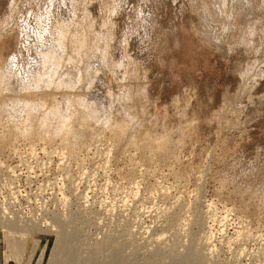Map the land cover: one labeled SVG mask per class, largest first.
I'll return each instance as SVG.
<instances>
[{
	"label": "rangeland",
	"instance_id": "rangeland-1",
	"mask_svg": "<svg viewBox=\"0 0 264 264\" xmlns=\"http://www.w3.org/2000/svg\"><path fill=\"white\" fill-rule=\"evenodd\" d=\"M74 1L0 0L7 27L0 26V79L8 81H0V264H51L59 221L75 260L100 243L105 264L114 248L122 264H148L156 255L155 264H168L188 246L201 249L209 226L217 251L204 264H264V0ZM53 10L65 11L90 48L63 47L55 33L56 45L44 49L66 54L61 69L56 59L58 66L45 62L57 66L56 75L54 67L46 74L32 68L42 63L36 16ZM76 92L92 109L104 102L86 126ZM55 109L86 136L63 137L53 117L46 119L56 132L44 133L46 121L41 126L32 114ZM78 263L85 264L61 262Z\"/></svg>",
	"mask_w": 264,
	"mask_h": 264
},
{
	"label": "bare ground",
	"instance_id": "bare-ground-1",
	"mask_svg": "<svg viewBox=\"0 0 264 264\" xmlns=\"http://www.w3.org/2000/svg\"><path fill=\"white\" fill-rule=\"evenodd\" d=\"M66 1V0H65ZM69 1H72V0H69ZM74 1V0H73ZM78 1V0H77ZM84 1V0H83ZM227 1V0H226ZM225 1V2H226ZM232 1V0H231ZM75 2V1H74ZM73 2V3H74ZM79 2V1H78ZM78 2H75L76 4L78 3ZM228 2V1H227ZM226 2V3H227ZM66 3V2H65ZM74 3V5H76ZM80 3V2H79ZM78 3V5H80ZM217 3V2H216ZM223 3V2H222ZM232 3V2H231ZM68 4V3H67ZM224 4V3H223ZM235 4V3H234ZM234 4H233V6H234ZM73 5V6H74ZM100 5H102V4H100ZM219 5V4H218ZM228 5V4H227ZM237 5V4H236ZM54 6V5H53ZM225 6H226V4H225ZM233 6H231V7H233ZM239 6V5H238ZM237 6V7H238ZM79 7V6H78ZM228 7V6H227ZM226 7V8H227ZM230 7V8H231ZM76 8V7H75ZM74 8V10L76 11V9ZM80 8V7H79ZM103 8V7H102ZM105 8V7H104ZM85 9V8H84ZM71 10V9H70ZM41 11V10H40ZM58 11V13H54V10L53 11H49V13L48 12H39L38 13V15L36 16V23H35V26H36V29H35V32H36V30H37V37L38 38H41L39 41H40V43H39V45H40V49H41V62L42 63H37V64H32V68H33V70L34 71H36V70H40V71H43V70H45L46 71V69H49V70H53L51 67H54L55 65H57V64H55V63H58L59 62V68H60V65H62L63 64V62L65 63V61H63L62 59L65 57L66 58V54H64V56L62 55H60L61 57H60V59L58 58V57H56V55L55 56H53L52 54L53 53H55V48H53L52 50H55V51H53V53L51 54V52H52V50H45L44 48H45V46H46V44L48 45L49 44V47L48 48H52V47H54L55 45H53L52 43H53V41L54 40H52L53 39V36H54V34L55 33H58V34H60V37H59V39H61L62 40V43H59L60 45L61 44H63V42L64 41H66V42H64V44H66V43H71V45H73V49L74 48H76L75 50H77L78 49V47L79 46H84V48H85V42H86V38H88V37H84V34L83 33H81V32H79V33H77V31L78 30H76V31H71V29L73 28V26H72V22L71 23H67V22H65V19H64V17H65V11L64 10H61V11H59V10H57ZM69 11V10H68ZM56 12V11H55ZM87 12V11H86ZM75 13H77V12H75ZM76 15V14H75ZM71 16V15H70ZM72 17V16H71ZM71 17H69L70 18V20H71ZM73 17H74V15H73ZM77 17V16H76ZM68 19V18H67ZM75 19V18H74ZM11 20V19H10ZM76 20H77V18H76ZM69 21V20H68ZM73 21V20H72ZM80 21V20H79ZM82 21V20H81ZM75 22V21H74ZM76 22H78V20L76 21ZM4 23V22H3ZM2 25V24H1ZM0 25V26H1ZM9 25V24H8ZM76 25H77V23H76ZM79 25H80V23H79ZM96 25V24H95ZM3 26V25H2ZM1 26V27H2ZM71 26H72V28H71ZM81 26V25H80ZM86 26H87V29L89 28L88 26L89 25H87L86 24ZM77 27H78V25H77ZM82 28H83V26H81ZM6 26H3L1 29L3 30V32L4 31H6ZM80 28V27H79ZM79 28H77V29H79ZM82 28H80L79 30L80 31H84ZM0 29V30H1ZM34 29V28H33ZM90 29V28H89ZM94 31V29H90V31ZM96 30V29H95ZM87 31V30H86ZM90 31L88 32V33H90ZM97 31V30H96ZM3 32L2 33H0V35L1 34H3ZM77 33V34H76ZM97 33V32H96ZM85 34H87L86 32H85ZM92 34H93V32L91 33V36H92ZM98 34V33H97ZM4 35V34H3ZM57 34H55V36H56ZM90 35V34H89ZM29 36V35H28ZM88 36V35H87ZM95 36V35H94ZM36 37V38H37ZM90 37V36H89ZM96 37V36H95ZM2 38V37H1ZM29 38V37H28ZM99 38H101V37H99ZM103 38V37H102ZM61 40H60V42H61ZM57 40H55V42H56ZM59 41V40H58ZM54 42V43H55ZM93 42H95V41H93ZM58 44V47H60V45ZM64 44H63V47H64ZM85 44V45H84ZM67 45V44H66ZM71 45H68V46H71ZM92 46V45H91ZM57 47V46H56ZM62 47V46H61ZM62 47V48H63ZM86 47H87V45H86ZM97 47V46H96ZM36 48H37V46H36ZM67 47H65V49H66ZM69 48H71L72 49V46L71 47H69ZM68 48V49H69ZM83 48V47H82ZM88 48V47H87ZM87 48H85V49H87ZM94 48V47H93ZM43 49L46 51L45 53L43 52ZM57 49V48H56ZM59 49H61V48H59ZM58 49V50H59ZM65 49H63V50H65ZM70 49V51H72ZM80 49H81V47H80ZM89 50H90V48H88ZM62 50V49H61ZM60 50V51H61ZM62 50V51H63ZM75 50H73L74 52H75ZM88 50V51H89ZM94 50V49H93ZM97 50H98V48H97ZM99 50H101V49H99ZM99 50L97 51V52H99ZM68 51V50H67ZM66 50H65V52L66 53H68ZM105 51V50H104ZM103 51V52H104ZM64 52V53H65ZM77 52H79V51H76V53ZM84 52H87L86 50L84 51ZM91 52V51H90ZM96 51H94V53H95ZM101 52V51H100ZM43 53V54H42ZM58 52H56V54H57ZM61 53V52H60ZM59 53V54H60ZM89 53V52H88ZM94 53H92L93 55H94ZM59 54H57L58 56H59ZM62 54V53H61ZM72 54V53H71ZM70 54V55H71ZM80 54H81V52H80ZM98 54V53H97ZM38 55V54H37ZM70 55H69V57H70ZM76 55V54H75ZM85 54H83V56H84ZM89 55H90V53H89ZM96 55V54H95ZM99 56H100V54H98ZM108 55V54H107ZM72 56H74V55H72ZM82 56V55H81ZM82 56V57H83ZM86 56V57H85ZM84 56V58H88L87 57V55H85ZM102 56V55H101ZM106 55H105V53H104V59L106 58L107 59V57H105ZM69 57H68V59H69ZM76 57V56H75ZM78 57H80V55L78 56ZM76 58V59H79V58ZM82 57H80V59L81 60H83L82 59ZM95 58V57H93V56H90V60L92 59V58ZM33 58V57H32ZM40 59V58H39ZM56 59V60H55ZM59 59V60H58ZM67 59V60H68ZM72 59V58H71ZM73 59H75V58H73ZM95 59H98V58H95ZM103 59V60H104ZM14 60L15 59H13V56L11 57L10 56V58H9V61H8V66H13L14 65ZM54 60L55 61H58V62H55L54 63ZM88 60V59H87ZM7 61V60H6ZM30 61V60H29ZM33 61V60H32ZM51 61H53V63L55 64H53L54 66H51V64L50 63H48V65L46 66V64H45V62L47 63V62H51ZM60 61H62V64H60L61 62ZM72 61V60H71ZM84 61V60H83ZM86 61V60H85ZM84 61V62H85ZM97 61V60H96ZM100 61V60H99ZM105 61H108V60H105ZM35 62H37V61H35ZM73 62V61H72ZM77 62V61H76ZM91 63H92V61H90ZM109 62V61H108ZM115 62V61H114ZM113 62V63H114ZM34 63V62H33ZM67 63V62H66ZM79 63V62H78ZM77 63V64H78ZM86 63V62H85ZM84 63V65L85 66H87V64H85ZM89 63V62H88ZM102 63V62H101ZM105 63V62H104ZM111 63H112V61H111ZM135 63V62H134ZM50 64V65H49ZM68 64V63H67ZM75 64V63H74ZM73 64V67L75 66ZM94 64V63H93ZM98 64V63H97ZM108 64V63H107ZM2 65V64H1ZM104 65V64H103ZM105 65H106V63H105ZM58 66V65H57ZM57 66L56 67H54V70H56L55 71V73H54V70L52 71L53 72V74H59V73H61V72H57ZM66 66H68V65H65V67ZM77 66V65H76ZM75 66V67H76ZM84 66V67H85ZM90 66H92V65H90ZM90 66H87V67H90ZM125 66V65H124ZM10 67H9V69H10ZM63 67H64V65H63ZM64 67V68H65ZM79 68H80V65L78 66ZM87 67H85L86 69H87ZM101 67V66H100ZM113 67V66H112ZM118 67V66H117ZM119 67H120V65H119ZM12 68V67H11ZM68 68H70V67H68ZM68 68H66V69H68ZM83 68V66L81 67V69ZM127 68V67H126ZM14 69V68H13ZM13 69H11V70H13ZM61 69V68H60ZM60 69H58V70H60ZM73 70H74V68H72ZM81 69H80V71H81ZM90 69H93V67H90ZM2 70V69H1ZM11 70H10V73H11ZM18 70V69H17ZM65 70V69H64ZM70 70V69H69ZM96 70V69H95ZM125 70V69H124ZM62 71H63V69H62ZM85 71V70H84ZM88 71V70H87ZM86 71V72H87ZM92 70H90L89 71V73L91 72ZM94 71V70H93ZM15 72V71H14ZM14 72H13V74H14ZM44 72V71H43ZM57 72V73H56ZM9 73V72H8ZM9 73V74H10ZM50 73V72H49ZM64 74H66L65 72H63ZM89 73H86V75H85V72H84V75H85V77H89ZM0 74H2V73H0ZM12 74V73H11ZM16 74H17V72L15 73V76H16ZM22 74V73H21ZM41 74H43V73H38L37 72V74H36V76L38 77V78H40V76H43V75H41ZM44 74H46L45 72H44ZM48 74V73H47ZM52 74V73H51ZM51 74H48V75H50L51 76ZM62 74V73H61ZM60 74V75H61ZM73 74H76V73H73ZM77 74H79L78 72H77ZM76 74V75H77ZM81 74V73H80ZM88 74V75H87ZM93 74V73H92ZM4 75H5V73H4ZM29 75V74H28ZM33 75V74H32ZM94 75V74H93ZM2 76V75H1ZM0 76V77H1ZM8 76V75H7ZM18 76V75H17ZM22 76V75H21ZM45 77H46V75H44ZM52 76H54V75H52ZM65 76V75H64ZM80 76V75H79ZM82 76V75H81ZM90 76H91V74H90ZM11 76H9V78H10ZM23 77V76H22ZM25 77H26V75H25ZM44 77V78H45ZM48 77V76H47ZM61 79L63 78V75H61V76H59ZM58 76H57V78H59ZM66 77H67V74H66ZM68 77H69V74H68ZM85 77L84 78H81L82 80L83 79H85ZM4 77H2L1 79H3ZM12 78V77H11ZM42 78V77H41ZM50 78V80H49V82L50 83H52L53 81H52V78L51 77H49ZM48 78V79H49ZM57 78L55 79V83H57V82H60L61 81V79H59L60 81H58L57 80ZM1 79H0V81H1ZM24 79V78H23ZM30 79V78H29ZM37 79V78H36ZM65 79V81H66V79L67 78H64ZM73 79H74V77H73ZM4 80H6V81H4ZM12 80V79H11ZM10 80V81H11ZM19 80H21V78L19 79ZM18 80V81H19ZM26 80V79H25ZM28 80V79H27ZM43 81L44 79L42 78V79H40V81ZM54 80V79H53ZM70 80V79H69ZM2 81H4V82H8L7 81V79H3ZM32 81H34V78H33V80ZM31 80H30V82H32ZM39 81V82H40ZM64 81V80H63ZM74 81V80H73ZM93 81V80H92ZM3 82V83H4ZM14 82V81H13ZM38 82V81H37ZM45 82V81H44ZM44 82H42V84H39V86L40 85H45V84H43ZM48 82V83H49ZM2 83V82H1ZM11 83H12V81H11ZM27 83V82H26ZM29 83V82H28ZM54 83V84H55ZM62 83V82H61ZM61 83L59 84V86H63V85H61ZM74 84V82H71V84ZM98 83V82H97ZM19 84V83H18ZM21 84V83H20ZM23 84H24V82H23ZM33 84L34 85H36L34 82H33ZM53 84V85H54ZM63 84H64V82H63ZM3 85V84H2ZM7 85H8V83H7ZM10 85V84H9ZM29 85V84H28ZM27 85V87H28V89L30 88L29 86ZM37 85H38V83H37ZM36 85V86H37ZM48 85V84H47ZM51 85V84H50ZM56 85H58V83L56 84ZM70 85V84H69ZM69 85H68V87H67V90H68V88H69ZM75 85V84H74ZM88 85V84H87ZM86 85V86H87ZM13 86V85H12ZM38 86V87H39ZM83 86V85H82ZM90 86V85H89ZM10 87V86H9ZM26 87V88H27ZM49 87V86H48ZM65 87V86H64ZM133 87V86H132ZM13 88V87H12ZM25 88V89H26ZM42 87H40V89H41ZM47 88V87H46ZM51 88V87H50ZM63 88V87H62ZM128 88V87H127ZM22 89H23V87H22ZM31 89H33V88H30V90L29 91H32ZM37 89H39V88H37ZM40 89L38 90V91H40ZM45 89V88H44ZM53 89H54V87H53ZM70 89L72 90V88H71V85H70ZM19 90V89H18ZM27 90V89H26ZM70 90V91H71ZM84 90H85V88H84ZM37 91V90H36ZM69 91V90H68ZM72 91H74V90H72ZM83 90L81 89V92H82ZM132 91V90H131ZM34 92H35V90H34ZM34 92H32V93H34ZM31 93V94H32ZM61 93V92H60ZM77 93V92H76ZM79 93V92H78ZM78 93L76 94V95H78ZM131 92H129V94H130ZM133 93V92H132ZM132 93H131V95H132ZM29 94H30V92H29ZM37 94V93H36ZM74 94V93H73ZM85 94V93H84ZM92 94V93H91ZM128 94V95H129ZM79 95H81L80 93H79ZM82 95H83V93H82ZM81 95V96H82ZM130 95V96H131ZM32 96V95H31ZM81 96H79V97H81ZM85 96V95H84ZM124 96H126V95H124ZM130 96H128L129 98H130ZM26 97H27V95H26ZM35 97V96H34ZM41 97H43L44 98V96H41ZM46 97V96H45ZM52 97V96H51ZM53 98V97H52ZM51 98V99H52ZM69 98V97H68ZM73 98H75V97H73ZM77 98H78V96H77ZM76 98V99H77ZM86 98V97H85ZM100 98V97H99ZM103 98V97H102ZM24 99V98H23ZM34 99V98H33ZM32 99V100H33ZM44 99H46V98H44ZM132 99V98H131ZM25 100V99H24ZM31 100V101H32ZM37 100V99H36ZM47 100V99H46ZM80 100H81V102H80ZM80 100H78L77 102H80V104L81 105H83L80 109L78 108L79 106H81L80 104H75L74 106L75 107H77V109H78V119H79V123H80V126L82 125V126H86V124L90 121L91 122V120L93 121L94 119H96L97 120V117H99L100 116V114L101 113H98V111L102 108V107H104V102L102 101V100H97L96 101V103L95 102H93V104L92 105H95V106H93V107H95V109H92L91 107H88L87 105H85L86 103H87V101L85 100L84 101V99H83V96L80 98ZM27 101H28V99H27ZM30 101V100H29ZM30 101V103H32ZM34 101H35V99H34ZM44 101V100H43ZM56 101V100H55ZM90 101V100H89ZM46 101H44V103H45ZM33 103H35V102H33ZM36 103H37V101H36ZM43 103V102H42ZM50 103V102H49ZM75 103V102H74ZM85 103V104H84ZM25 104V103H24ZM46 104H47V102H46ZM52 104V103H51ZM130 104V103H129ZM23 105V104H22ZM25 105H27V103L25 104ZM30 106H31V104H29ZM28 105V106H29ZM34 106H35V109H36V106H38V107H40L39 106V104H33ZM32 105V106H33ZM45 105V104H44ZM48 105H50V104H48ZM53 105H55V104H53ZM78 105V106H77ZM27 106V107H28ZM29 106V107H30ZM32 106L30 107V109L32 108ZM69 107V106H68ZM30 109H29V111H30ZM34 109V108H33ZM32 109V110H33ZM38 109V108H37ZM70 109V108H69ZM69 109H68V112H70L69 111ZM31 110V111H32ZM39 110H41V108H39L38 110H37V112L39 113ZM59 110V109H58ZM58 110H56L55 109V113L54 114H52V113H50V114H46L45 112H43V115H42V113L40 114V116L37 114H32V115H35V116H37L39 119H41V117H42V123H41V121H40V123H41V126H42V124H44L43 122H45L46 121V124H44V129H42V131L44 132V133H47L48 135L49 134H52L53 133V131H55L56 132V130L53 128V126H51L52 124V122L50 121V120H48V121H50V124L49 123H47L48 121H47V119H49L50 117H53V119L54 120H58V121H60V122H58V123H60V130H59V132H61V134H62V136L64 135L65 136V138L67 137L68 139L70 138V137H74L75 139H79V137H81L82 135H85L86 136V134H87V130H85V127L84 128H78V129H76L75 127H73V125L71 124V118L72 117H70V114H68V113H64V110L63 111H58ZM61 110V109H60ZM30 111V112H31ZM49 111V110H48ZM53 111V109H51V112ZM102 111V110H101ZM34 112L35 113H37L36 112V110H34ZM125 112V111H124ZM123 112V113H124ZM127 112V111H126ZM133 112V111H132ZM45 113V114H44ZM98 115H97V114ZM76 114V113H75ZM71 115H72V113H71ZM108 116H109V114H108ZM128 116V115H127ZM105 117H106V114H105ZM130 117V116H129ZM36 118V117H35ZM38 118H36L37 120H39ZM47 118V119H46ZM107 118V117H106ZM108 118H110V117H108ZM107 118V119H108ZM135 118V117H134ZM52 119V118H51ZM98 120H99V118H98ZM132 120H133V116H132ZM95 121V120H94ZM110 121V119H108V122ZM33 122H34V120H33ZM57 122V121H56ZM55 122V123H56ZM27 124V123H26ZM29 124V123H28ZM117 124V123H116ZM54 125V124H53ZM58 125V124H57ZM120 125V124H119ZM118 124L117 125H115V126H117L116 128H115V132H117V134H121V126H119ZM79 126V127H80ZM29 127H30V125H29ZM25 128V127H24ZM39 128V127H38ZM55 128H56V125H55ZM166 128V127H165ZM20 129H22V128H20ZM26 129H27V127H26ZM30 129V128H29ZM37 129V128H36ZM36 129H33V131H31L33 134L34 133H36V135H37V133H38V130H36ZM41 129V128H40ZM28 130V129H27ZM26 130V131H27ZM20 131H22L23 132V130H20ZM20 131H19V133H20ZM30 131H29V133H30ZM168 131V130H167ZM21 132V133H22ZM24 132H25V130H24ZM54 132V133H55ZM59 132H57V133H59ZM123 132V131H122ZM17 133H18V131H17ZM116 134V135H117ZM35 135V136H36ZM45 135V134H44ZM43 135V136H44ZM91 135V134H90ZM61 136V135H60ZM63 136V137H64ZM84 136V137H85ZM84 137H83V139H84ZM74 138H73V140H74ZM123 138V137H122ZM165 138V137H164ZM80 139H82V138H80ZM68 141V140H67ZM132 141V140H131ZM168 141V140H167ZM78 142V141H77ZM68 144V143H67ZM76 144V143H75ZM161 147V146H160ZM148 148V147H147ZM163 148V147H162ZM73 151V150H72ZM158 151V150H157ZM168 151V150H167ZM166 151V152H167ZM74 152H75V150H74ZM163 152H165L164 150H163ZM72 153V152H71ZM70 153V154H71ZM160 153V152H159ZM161 153H162V151H161ZM32 155V154H31ZM72 155V154H71ZM74 156V155H73ZM63 158V157H62ZM132 176V175H131ZM135 176V175H134ZM133 177H131V179H132ZM130 179V178H129ZM133 180V179H132ZM264 190V189H263ZM262 191V190H261ZM264 192V191H263ZM260 196L262 197V199H264V193L263 194H260ZM173 203V202H172ZM211 211V210H210ZM167 213V212H166ZM211 215H209L210 217L211 216H214V214H212V212L210 213ZM170 217H172L171 215H169ZM208 216V217H209ZM227 216L228 215H224L223 216V218H227ZM217 217H219V216H217ZM229 218V217H228ZM212 219H215L214 217H212ZM230 219V218H229ZM210 220V219H209ZM243 220V219H242ZM201 221V220H200ZM62 223L63 222H61V221H59V223H58V225L60 226V230H59V233H60V236H58L59 238H58V242H57V244H56V246H55V254H54V256L52 257V259H51V264H61V262L62 263H66V262H71V261H80V262H85V264H105V260H100V259H103V258H101L100 257V255L98 256V254L100 253L101 254V252H103L102 250H103V245H101L100 243L99 244H97L95 247H93L94 249H92L91 250V252H89V255L86 257V258H83V259H79V260H75L74 258H75V254H76V247L70 242V239L67 237L68 235L64 232V230L62 229ZM31 224V223H30ZM199 224V223H198ZM243 225V224H242ZM28 226V225H27ZM29 226H31V225H29ZM248 226V225H247ZM36 227H38V226H35V225H33V227H31V228H36ZM20 228H23L22 226L20 227ZM39 229V228H38ZM32 230V229H31ZM240 230V229H239ZM236 231V230H235ZM123 232V231H122ZM237 232V234H239L240 235V233H238V231H236ZM131 234H132V230H131V232H130ZM249 234V233H248ZM216 235H214V233H213V231H212V229L211 228H209V226H208V229L207 230H204L203 229V231H202V234H201V237H200V240H198L199 241V243H200V246H201V249H197V250H199V251H197L196 250V247H195V250H194V248H193V246L191 245V246H188V251L187 252H185V253H181V255L179 254V255H171V260H170V262L168 263V264H204V263H206L208 260V258H209V260H211L212 258V256L214 255V253L217 251V244L215 243L216 241H215V239H214V237H215ZM238 236V235H237ZM199 238V237H198ZM74 239V238H73ZM162 239V238H161ZM234 239V238H233ZM232 239L230 238L229 240H228V246H230L229 244H231V241ZM243 240V239H242ZM250 240V239H249ZM105 241H107V239L105 240ZM218 241V240H217ZM76 242V241H75ZM219 242H221V240H219ZM226 242H227V240H226ZM73 243H74V241H73ZM194 243V242H193ZM196 243V242H195ZM198 243V242H197ZM25 244V243H24ZM9 245H10V249H11V252H14L12 249L13 248H15V247H17L15 244H13L12 242H10L9 243ZM198 244H196V246H197ZM247 245V244H246ZM199 246V245H198ZM222 246V245H221ZM189 247H191V248H189ZM198 248V247H197ZM200 248V247H199ZM233 248V247H232ZM85 249V248H84ZM159 249H161V248H159ZM15 250V249H14ZM10 251V250H9ZM112 252V254H111V256H109V257H113V262L112 263H108L107 261H106V263L107 264H113L115 261H118V264H122V262L121 263H119L120 261V259H122L120 256V254L118 253V250L116 249V248H114L113 250H111ZM161 251V250H160ZM86 252V251H85ZM107 252V251H106ZM242 252H244V251H242ZM103 253H105V252H103ZM9 255V254H8ZM107 255V254H106ZM101 256H102V254H101ZM157 256V255H156ZM156 256H154L153 258H154V260H151L150 262L148 261V264H155V262L157 261V257ZM106 258H108V257H106ZM211 258V259H210ZM114 259H116L115 261H114ZM118 259V260H117ZM125 259V258H124ZM110 260V259H109ZM207 260V261H206ZM240 260V259H239ZM112 261V260H111ZM125 261H126V259H125ZM206 261V262H205ZM74 263V262H73ZM125 263V262H124ZM79 264V263H78ZM116 264V263H115Z\"/></svg>",
	"mask_w": 264,
	"mask_h": 264
}]
</instances>
